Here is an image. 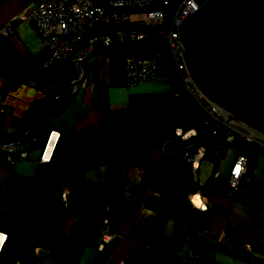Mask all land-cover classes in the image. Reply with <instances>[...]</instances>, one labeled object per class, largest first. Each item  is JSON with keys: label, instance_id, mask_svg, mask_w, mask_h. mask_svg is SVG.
I'll return each mask as SVG.
<instances>
[{"label": "crops", "instance_id": "crops-1", "mask_svg": "<svg viewBox=\"0 0 264 264\" xmlns=\"http://www.w3.org/2000/svg\"><path fill=\"white\" fill-rule=\"evenodd\" d=\"M25 2L0 0V26L10 20L14 32L8 38L11 48L18 54L37 57L46 51L38 34L22 17L37 3L25 5ZM125 64L121 52L100 48L92 54L86 69L93 89L80 91L72 103L51 120L54 130L61 135L59 144L71 141L82 129L95 128L109 110H137L151 119L150 123L147 119L142 122L149 126L163 120L167 125L190 127L195 113L183 96L172 92L163 73L158 72L153 82L128 88ZM7 81L8 75L0 73V89ZM49 88L38 89L25 84L0 95V103H4V109H0V132L12 134L14 122H19ZM165 139L154 134L132 133L118 142L123 154L122 204L108 185L112 174L109 166L98 164L88 172L91 184L79 214L62 221L64 258L60 264H130L144 250L159 247V242L173 238L177 233L178 218H183L184 224L197 221L201 211L186 216V212H179L180 204L166 200L151 189L156 175L165 172L171 164L170 145ZM33 143V140H27V157L12 167L8 168V162L0 161V213L10 211L15 202L13 194L24 190L28 180L37 174L43 147L30 150ZM233 146L227 145L218 154L206 145L205 159L195 172V178L188 173L190 179L203 188L196 194L207 206L204 226L194 231L186 226L184 241L176 255L162 264H199L198 247L210 264H264V156L253 147L248 156L238 154L232 150ZM238 155L244 156L246 162L240 188L232 193L226 187L225 178ZM118 206L121 210L114 224L110 217ZM173 211L176 214L172 215ZM105 222L115 237L100 246V228ZM193 238L197 239L196 248L190 241ZM35 254L34 264H59L49 250L37 248ZM191 254L196 263L189 258Z\"/></svg>", "mask_w": 264, "mask_h": 264}, {"label": "trees", "instance_id": "trees-1", "mask_svg": "<svg viewBox=\"0 0 264 264\" xmlns=\"http://www.w3.org/2000/svg\"><path fill=\"white\" fill-rule=\"evenodd\" d=\"M8 42V39H0V73L8 75V81L0 89V95H5L11 89L14 90L19 85L25 84L38 89H43L45 86H50V88L43 98H39L32 104L12 134L7 135L0 132V143H8L13 140L27 143V140H33L34 143L30 146V150L44 147L46 137L55 128L52 125V118L54 115L62 113L64 108L73 101V97H63L57 103L52 99L56 94L66 91L70 86L69 83L76 77L71 68V57L69 56L62 63L42 70L40 66L46 59V52L42 55L39 54L40 56L37 55V57H27L25 54L16 53ZM146 44L133 43L130 45V49H144L143 54L147 56L151 47ZM126 45L102 48L111 52L123 53ZM157 52L160 53L157 64L158 72L163 73L173 90L172 92L179 90L169 53L162 45ZM85 70H87L86 66ZM184 99L195 110L193 121H202L204 115L191 103L192 101L185 97ZM145 119L150 123L151 119L134 109L109 110L95 128L82 129L71 141L58 144L51 161L47 164H40L37 174L28 180L26 188L13 194L15 202L10 211L0 213V230H4L8 238L0 250V264H34L37 248L49 250L60 264L64 258L62 221L79 214L91 184L87 174L95 168V165L109 166L112 174L108 185L117 193L119 202L122 204L123 154L119 150L118 142L123 139V136L132 133L146 136L154 134L163 139L166 138V140L174 138L172 132L176 128L175 125H167V122L159 120L149 126L142 123L145 122ZM179 127L187 129L189 126ZM205 130L206 126H201L197 131L199 141ZM219 147L222 151L226 147V143L220 140ZM256 151L258 152V150ZM0 161L8 162L7 156L1 150ZM12 161L13 163L8 162V168L17 163L16 155L12 157ZM170 163L165 172L156 175L155 180L153 179L151 189L168 201H176L180 204L179 212H186L185 215L189 216V214L198 211L188 202L189 196L200 193L203 188L201 189L200 185L190 179L189 169L180 152L170 160ZM62 193H65L66 197H63ZM120 210L121 206H118L110 217L114 224L117 222ZM174 214H176L175 211L172 215ZM205 214V212H200L197 221L189 224H184L183 218H178L177 233L173 238L159 242V247L144 250L139 257L129 263L162 264L170 260L176 255V251L184 241V228L187 226L192 231L200 230L204 226ZM196 240L194 238L190 240L195 248ZM198 249V263L210 264L202 249L200 247Z\"/></svg>", "mask_w": 264, "mask_h": 264}, {"label": "built area", "instance_id": "built-area-1", "mask_svg": "<svg viewBox=\"0 0 264 264\" xmlns=\"http://www.w3.org/2000/svg\"><path fill=\"white\" fill-rule=\"evenodd\" d=\"M36 1V7L25 16L38 34L40 44L46 51V59L40 69L46 70L71 57V68L76 77L66 91L53 96L54 102L63 97H74L80 91L91 90L94 84L87 76L85 66L92 54L102 47L124 46L126 44H149L151 47L147 56L144 49L123 51L126 69L125 82L128 88H135L145 82H153L158 75L157 64L162 47L169 53L175 80L179 85L176 93L192 101V104L204 115L200 122L192 121L190 127H176L172 132L174 138L165 139L170 145L168 154L174 158L179 152L189 169L192 179L206 155V145H210L218 154L221 152L219 141L227 145L235 141L243 142L258 150L264 156V137L248 129L243 123L233 119L215 106L209 104L191 79V74L183 56V44L179 39V23L187 13L197 11L193 0H26L25 5ZM14 34L13 25L7 22L0 26V39H8ZM146 44V45H147ZM4 109V103H0ZM21 122L14 125L16 129ZM206 126L202 139L198 140L197 131ZM60 133L53 130L46 137V143L41 150L40 163L47 164L53 157V152L59 144ZM27 143L13 140L0 143L1 152L5 153L8 162L13 163L12 157L17 156V162L27 157ZM245 158L238 155L228 175L225 178L226 187L232 193L240 188ZM66 197L65 193H62ZM199 194L189 196L188 202L196 210L205 212L207 206L201 202ZM108 222L100 228L101 245L115 237L110 232ZM6 232L0 231V250L7 241ZM1 254V252H0ZM192 263L196 258L189 256Z\"/></svg>", "mask_w": 264, "mask_h": 264}, {"label": "water", "instance_id": "water-1", "mask_svg": "<svg viewBox=\"0 0 264 264\" xmlns=\"http://www.w3.org/2000/svg\"><path fill=\"white\" fill-rule=\"evenodd\" d=\"M178 25L191 79L205 99L264 137V0H193Z\"/></svg>", "mask_w": 264, "mask_h": 264}, {"label": "rangeland", "instance_id": "rangeland-1", "mask_svg": "<svg viewBox=\"0 0 264 264\" xmlns=\"http://www.w3.org/2000/svg\"><path fill=\"white\" fill-rule=\"evenodd\" d=\"M130 45L131 44H127L126 45V47H125V50L126 51H129L130 50ZM175 93H176V91H175ZM187 105L189 107H191L189 103H187ZM192 109H193V107H192ZM193 112H195V110H193ZM199 120H200V117H199ZM224 149H226V147L223 148V151H224ZM232 150L234 152L238 153V154H242V155L248 156L249 153L252 152L253 148H252V146H250L248 144H243L242 142H239V143H234V146H233V149Z\"/></svg>", "mask_w": 264, "mask_h": 264}, {"label": "bare ground", "instance_id": "bare-ground-1", "mask_svg": "<svg viewBox=\"0 0 264 264\" xmlns=\"http://www.w3.org/2000/svg\"><path fill=\"white\" fill-rule=\"evenodd\" d=\"M228 119H230V120H229L230 122H234L232 118H229V117H228Z\"/></svg>", "mask_w": 264, "mask_h": 264}]
</instances>
